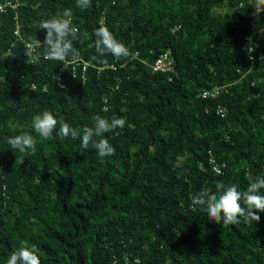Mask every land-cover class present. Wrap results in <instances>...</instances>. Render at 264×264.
Returning <instances> with one entry per match:
<instances>
[{"label":"trees","instance_id":"obj_1","mask_svg":"<svg viewBox=\"0 0 264 264\" xmlns=\"http://www.w3.org/2000/svg\"><path fill=\"white\" fill-rule=\"evenodd\" d=\"M6 2L15 6L0 11V264L21 242L41 264H121L124 252L140 264H264V213L224 227L190 207L201 188L244 191L264 175V11L254 0ZM69 8L80 59L28 63L27 46L45 40L39 21ZM101 25L130 56L97 58ZM162 54L170 69L152 71ZM213 87L215 98L199 97ZM44 110L81 129L95 115L123 118L104 134L115 154L101 159L55 131L39 138L31 120ZM25 132L37 139L27 155L7 146Z\"/></svg>","mask_w":264,"mask_h":264},{"label":"clouds","instance_id":"obj_2","mask_svg":"<svg viewBox=\"0 0 264 264\" xmlns=\"http://www.w3.org/2000/svg\"><path fill=\"white\" fill-rule=\"evenodd\" d=\"M91 3L92 0H76V6L81 10L90 7ZM253 8L256 14L258 11H264V0H254ZM72 21L73 12L70 8L65 9L62 14L40 20L38 29L46 30L45 40L43 43L35 40L27 46L25 55L28 57V63L38 62L41 55L44 59L62 63L78 61L80 53L73 46V41L79 39V29L73 25ZM94 36V48L98 59L106 55L117 59L130 56L129 48L116 40L106 26L101 25L96 28ZM40 47L44 48L43 53L37 51ZM252 51L253 49L248 51L249 59H252ZM124 125L123 118L113 116L108 119L95 115L92 117V126H85L82 129L74 128L66 122L58 121L47 110L34 115L31 120V128L39 138L52 140L55 131L58 136L79 139L81 147L88 149L91 145L101 159L115 154V148L108 139L104 138V134L114 132L118 128L122 129ZM7 146L11 150L15 149L27 155L29 149L35 151L37 139L25 132L9 136ZM261 190H264V175L250 178L248 187L244 191H240L234 184L226 186L223 182H216L214 191L204 187L195 193L191 197L190 207L193 211L199 210L206 213L209 221L224 227L239 223L252 226L255 222L260 221V216L257 213H264V194ZM6 264H41V260L35 245L29 246L27 243L21 242L19 247L9 253ZM114 264H119V262L114 260Z\"/></svg>","mask_w":264,"mask_h":264},{"label":"built area","instance_id":"obj_3","mask_svg":"<svg viewBox=\"0 0 264 264\" xmlns=\"http://www.w3.org/2000/svg\"><path fill=\"white\" fill-rule=\"evenodd\" d=\"M5 6H9V7L13 8L15 5H10L8 2H6L5 4L0 5V11ZM261 31H264V27L262 29H260V32ZM252 33H254V31ZM15 34H16V32H15ZM248 40L251 41V37ZM250 49L251 48L249 47L246 53H248V51ZM151 69H152V71H159V72H164V71L169 70L170 69V60L166 56V54L160 55L156 59V61L153 63ZM81 70L83 71L84 70V67H82ZM219 89H220L219 87H213L211 89L203 90V91H201L199 93V97L202 98V99H205V98H215L218 95ZM216 113L221 116L224 113V109L217 108L216 109ZM208 164H209L210 170L213 173H215V174L220 173V167H221V165L216 164L212 159L208 160ZM126 262H127V264H140L139 259L137 257L133 256L130 253L124 252L122 254V256H121V264H126Z\"/></svg>","mask_w":264,"mask_h":264}]
</instances>
